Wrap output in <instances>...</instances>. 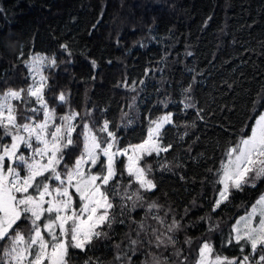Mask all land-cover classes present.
Segmentation results:
<instances>
[{
    "label": "trees",
    "instance_id": "obj_1",
    "mask_svg": "<svg viewBox=\"0 0 264 264\" xmlns=\"http://www.w3.org/2000/svg\"><path fill=\"white\" fill-rule=\"evenodd\" d=\"M0 9V89L24 83L21 53L24 59L43 53L65 61L53 73L50 103L57 113L65 110L55 101L59 91L71 93L77 111L95 106L97 119L103 115L120 123L123 109L135 123L120 129L122 144L139 141L146 116L174 114L178 126H168L167 138L173 148L163 154L172 162L171 171L155 172L158 189L144 195L182 218L177 236L181 244L186 235L194 238L190 261L202 238L219 247L221 233L264 191L262 181L211 213L220 222L216 232H207L199 220L216 198L215 173L225 149L245 124L251 126L253 101L264 90V0H0ZM64 43L72 50L70 58L60 47ZM125 80L136 81L138 91L118 86ZM189 86L191 92L185 93ZM185 95L194 108L184 109ZM165 99L166 108L160 103ZM149 159L155 167V158ZM144 211L137 207L131 215L142 218ZM113 228V239L98 244L96 253L108 260L113 250L104 244L119 241L127 223ZM83 255L77 250L78 260Z\"/></svg>",
    "mask_w": 264,
    "mask_h": 264
},
{
    "label": "snow or ice",
    "instance_id": "obj_2",
    "mask_svg": "<svg viewBox=\"0 0 264 264\" xmlns=\"http://www.w3.org/2000/svg\"><path fill=\"white\" fill-rule=\"evenodd\" d=\"M60 47L72 56L67 43ZM20 59L24 83L0 89V264H264V191L221 233L219 247L202 238L191 261L194 238L186 235L181 244L177 236L182 218L144 195L158 189L155 172L171 171L172 162L163 154L173 148L168 126H178L172 112L146 116L145 134L122 144L120 129L135 123L128 112L121 109L120 123L103 115L97 119L95 106L77 111L71 93L59 91L55 101L65 110L57 113L50 103L53 73L65 61L43 53L27 59L21 53ZM118 86L138 91L136 81ZM135 101L133 96L130 109ZM160 103L166 108L169 101ZM180 103L184 109L195 107L187 95ZM252 112L251 126L245 124L227 146L215 173L220 187L210 213L199 217L209 233L220 229L211 213L233 203L235 193L257 189L264 181V90L257 93ZM149 158H155V167ZM137 207L145 209L142 218L131 215ZM189 211L185 208L184 215ZM126 223L119 241L104 244L112 248V260L97 255L98 244L113 239V225ZM77 250L84 254L79 260Z\"/></svg>",
    "mask_w": 264,
    "mask_h": 264
},
{
    "label": "rangeland",
    "instance_id": "obj_3",
    "mask_svg": "<svg viewBox=\"0 0 264 264\" xmlns=\"http://www.w3.org/2000/svg\"><path fill=\"white\" fill-rule=\"evenodd\" d=\"M224 252H225L226 254H231V253H230V252H231L230 249H224Z\"/></svg>",
    "mask_w": 264,
    "mask_h": 264
}]
</instances>
